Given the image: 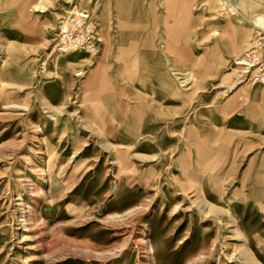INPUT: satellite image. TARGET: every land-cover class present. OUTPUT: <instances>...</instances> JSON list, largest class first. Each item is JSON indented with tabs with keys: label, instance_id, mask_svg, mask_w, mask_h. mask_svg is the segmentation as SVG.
I'll list each match as a JSON object with an SVG mask.
<instances>
[{
	"label": "rangeland",
	"instance_id": "obj_1",
	"mask_svg": "<svg viewBox=\"0 0 264 264\" xmlns=\"http://www.w3.org/2000/svg\"><path fill=\"white\" fill-rule=\"evenodd\" d=\"M231 1L0 0V264H264V84L237 64L264 0ZM73 10L95 47L58 52Z\"/></svg>",
	"mask_w": 264,
	"mask_h": 264
},
{
	"label": "built area",
	"instance_id": "obj_2",
	"mask_svg": "<svg viewBox=\"0 0 264 264\" xmlns=\"http://www.w3.org/2000/svg\"><path fill=\"white\" fill-rule=\"evenodd\" d=\"M63 29L58 33L55 43V50L67 52L73 46H84L88 50L94 49L96 32L88 13H76L70 11ZM243 58L244 73L248 81L252 84H264V30L259 29L255 32L253 43L244 52Z\"/></svg>",
	"mask_w": 264,
	"mask_h": 264
},
{
	"label": "bare ground",
	"instance_id": "obj_3",
	"mask_svg": "<svg viewBox=\"0 0 264 264\" xmlns=\"http://www.w3.org/2000/svg\"><path fill=\"white\" fill-rule=\"evenodd\" d=\"M221 6L226 7L227 10H229L231 13L236 14L238 13V5L235 4V2H232L231 0H221ZM238 22L242 23L243 20L238 19ZM262 23V27H264V18H259V24ZM237 64L239 65H245V62L243 61H237ZM80 75V74H78Z\"/></svg>",
	"mask_w": 264,
	"mask_h": 264
},
{
	"label": "crops",
	"instance_id": "obj_4",
	"mask_svg": "<svg viewBox=\"0 0 264 264\" xmlns=\"http://www.w3.org/2000/svg\"><path fill=\"white\" fill-rule=\"evenodd\" d=\"M238 12H239V11H238ZM257 25H258V26H262V23L259 24V19H258V21H257ZM262 28H263V27H262ZM130 46H131V43H130V45H129V48H130ZM132 46H133V51L137 49V44H136V43H134ZM243 46H244V45L241 44L239 47L244 48ZM241 50H243V49H241ZM133 58H137V59L135 60V62L138 63V55H135V57H133ZM128 61H129V60H128ZM133 62H134V61H133ZM207 68H208V66H206V67H201V69H200L201 74H204V72L207 71ZM238 88H239V85L237 86V90H236V91H238ZM239 90H240V89H239ZM236 93H237V92H236Z\"/></svg>",
	"mask_w": 264,
	"mask_h": 264
}]
</instances>
